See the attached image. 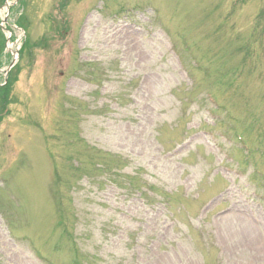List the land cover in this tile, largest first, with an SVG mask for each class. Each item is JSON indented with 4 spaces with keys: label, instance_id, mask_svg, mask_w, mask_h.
I'll return each mask as SVG.
<instances>
[{
    "label": "rangeland",
    "instance_id": "1",
    "mask_svg": "<svg viewBox=\"0 0 264 264\" xmlns=\"http://www.w3.org/2000/svg\"><path fill=\"white\" fill-rule=\"evenodd\" d=\"M17 3L0 264H264V0Z\"/></svg>",
    "mask_w": 264,
    "mask_h": 264
},
{
    "label": "trees",
    "instance_id": "2",
    "mask_svg": "<svg viewBox=\"0 0 264 264\" xmlns=\"http://www.w3.org/2000/svg\"><path fill=\"white\" fill-rule=\"evenodd\" d=\"M5 0H0V6L3 5ZM21 3H24V0H20ZM66 3V2H65ZM65 3H62V7L64 6ZM21 4H19L20 6ZM12 12L14 10V8H11ZM26 22V18L25 16H20L18 17V19H16L15 25H17L19 28H21L23 26V24ZM9 29V27H7ZM4 32L2 27L0 26V48H2V46H4V43L6 42V38L4 36ZM35 43L33 44H29L28 40H27V36L25 41L23 42L20 50H19V54H20V59L21 57L24 55V53L28 50L29 53L31 54V49L34 46ZM20 71V65L19 63L13 67V69L9 72L8 77L3 81V83H0V120L2 119V115L5 112H7L8 110V104L9 102H11V91L13 89V84L17 81V77ZM64 230L67 233V236L69 237V232L67 231V229L64 228Z\"/></svg>",
    "mask_w": 264,
    "mask_h": 264
},
{
    "label": "water",
    "instance_id": "3",
    "mask_svg": "<svg viewBox=\"0 0 264 264\" xmlns=\"http://www.w3.org/2000/svg\"><path fill=\"white\" fill-rule=\"evenodd\" d=\"M8 11H9V8H8ZM5 19H6V18H5ZM15 62H16V59H14V61L11 63L9 69L15 64ZM7 72H8V71H7Z\"/></svg>",
    "mask_w": 264,
    "mask_h": 264
}]
</instances>
